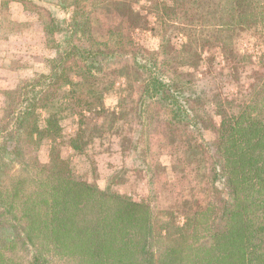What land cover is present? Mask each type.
<instances>
[{"label":"trees","instance_id":"obj_1","mask_svg":"<svg viewBox=\"0 0 264 264\" xmlns=\"http://www.w3.org/2000/svg\"><path fill=\"white\" fill-rule=\"evenodd\" d=\"M63 2L73 24L63 29L44 19L47 44L58 50L47 71L3 90L0 264H264V80L238 96L222 95L217 88L213 112L198 113L194 104L208 97L204 90L190 92L193 82L186 71L215 62L214 49L239 55L243 28L253 26L264 45V0H155L153 22L165 29L176 24L186 41L178 49L163 36L162 51L150 64L139 60L132 36L119 33L113 44L93 36L94 9L131 8L132 0ZM133 20L143 28L152 15L134 11ZM119 58L132 59L122 75L127 88L138 76L143 90L138 106L116 112L117 128L127 119L137 122L139 133L152 122L160 123V132L165 128L161 139L182 172L174 187L188 182L186 189L182 186L187 195L182 224L174 210L163 216L150 201L121 194L116 187L124 181L116 165L101 188L75 178L57 152L47 163L32 157L43 140L62 136L67 113L85 121L87 110L104 108L111 85L104 66ZM150 104H160L165 116L155 115ZM40 110L47 111L43 120ZM104 125L91 145L85 131L70 144L90 158L97 139L114 133L124 152L122 142L130 133ZM130 141L133 151H143L139 141Z\"/></svg>","mask_w":264,"mask_h":264},{"label":"rangeland","instance_id":"obj_2","mask_svg":"<svg viewBox=\"0 0 264 264\" xmlns=\"http://www.w3.org/2000/svg\"><path fill=\"white\" fill-rule=\"evenodd\" d=\"M63 4V0H0V66L4 64V68L9 70L0 68V118L6 100L3 90L14 89L24 81L32 80L37 74L45 73L48 69L47 62L57 56L58 50L47 44L43 24L44 19L50 18L63 29L68 23L73 24L71 13ZM156 4L155 0H132L131 8H113L109 5L97 7L91 15L94 38L113 44L119 41L117 40L119 33L132 36L139 60L148 64L157 56L156 53H161L165 35L180 49L186 38L179 30V26L171 24L165 29L153 22L156 20L155 13L158 12L154 8ZM134 11L143 15L151 13V24L146 22L145 27L137 28L133 20ZM147 25L149 27H146ZM152 26L156 28L151 29ZM57 38L65 39V33L58 34ZM236 48L239 55L221 53L219 49H214L215 51L211 50L210 54L215 56V62L209 63L206 60L201 67L192 70L186 68L190 73L188 79L193 82L191 86L189 85L190 92L204 90L208 97L194 104L196 112L210 114L213 112L215 106L212 97L217 88L222 95L238 96L264 80V45L258 40L253 26L241 29ZM210 54L206 52V57H211ZM132 66V59L128 58H119L111 64H106L104 68L106 73H111L107 75L111 85L108 86L110 93L104 98V108L101 106L102 108L97 110L92 109L90 112L87 110L85 121L76 113H67L61 122L62 136L55 141L50 138L43 140L39 147L33 150L32 157L36 161L47 163L52 153L57 152L67 161L75 178L97 184L101 188L107 185L112 164L116 165L117 176H121L124 181L116 187L121 194L135 202L150 201L155 211L158 214L162 213L163 216L164 211L174 210L177 222L182 224L185 219L182 204L187 199L182 186H188V182L184 181L174 187L180 180L182 172L179 163L171 154V148L166 143L163 144L164 139L161 138H165L166 130L163 128L160 132V123L158 126L154 122L147 125L145 133L138 132V124L134 119L119 123L130 133L126 134L128 138L126 142L125 140L122 142L126 145L124 152L114 133L97 139L94 144L96 149L94 147L93 156L90 158L70 144L71 139L85 131L88 144L91 145L97 129L106 122L115 125L117 120L115 116L121 114L123 108L131 109L138 106L143 85L135 80L138 79L136 76L127 88L125 77L122 76L124 71ZM162 68L167 71L165 67ZM19 69V72H15ZM131 72L132 75H136L134 71ZM3 86L7 88L4 89ZM150 105L155 115L161 112L163 114L160 115L165 116L160 104ZM40 114L43 120L47 116V111L40 110ZM117 129L119 128L116 124L112 130ZM204 135L206 138L209 137V133L204 132ZM210 136L212 137L211 134ZM130 140L139 141L140 149L143 151H133L134 142ZM99 141H102L104 146L101 147ZM147 143L149 150H144ZM151 170L154 172L152 179Z\"/></svg>","mask_w":264,"mask_h":264},{"label":"crops","instance_id":"obj_3","mask_svg":"<svg viewBox=\"0 0 264 264\" xmlns=\"http://www.w3.org/2000/svg\"><path fill=\"white\" fill-rule=\"evenodd\" d=\"M13 58H14V56H13ZM3 65H4V64H3ZM3 65L0 66L1 69H5ZM5 70H7V69H5ZM7 71H9V70H7ZM19 71H20V69H19L18 71H15V72H19ZM10 72H12V70H10ZM5 86H6V85H5ZM5 86H3L4 89L7 88V87H5ZM8 89H12V88H8ZM6 90H7V89H6Z\"/></svg>","mask_w":264,"mask_h":264}]
</instances>
